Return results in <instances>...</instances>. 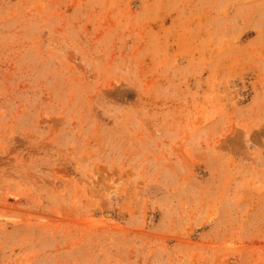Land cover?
Wrapping results in <instances>:
<instances>
[{"label": "rangeland", "instance_id": "obj_1", "mask_svg": "<svg viewBox=\"0 0 264 264\" xmlns=\"http://www.w3.org/2000/svg\"><path fill=\"white\" fill-rule=\"evenodd\" d=\"M0 264H264V0H0Z\"/></svg>", "mask_w": 264, "mask_h": 264}]
</instances>
